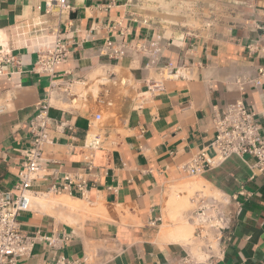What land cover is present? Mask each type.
<instances>
[{
	"label": "crops",
	"instance_id": "obj_1",
	"mask_svg": "<svg viewBox=\"0 0 264 264\" xmlns=\"http://www.w3.org/2000/svg\"><path fill=\"white\" fill-rule=\"evenodd\" d=\"M48 1L0 0V47L12 48L14 58L0 77L6 107L0 115V187L16 194L30 123L38 103L52 95L53 143L30 189L31 210L18 220L26 234L69 241L60 249L40 242L17 264H50L58 257L87 264H182L190 248L181 237L193 224L176 223L181 207L171 188L192 178L183 167L209 146L216 118L234 103L255 112L264 137V0H66L71 9L60 17L59 30L67 54L56 68L54 92L49 75L36 69L34 43L14 45L21 27L44 19ZM122 44L124 56L111 58L110 49ZM152 44L156 58L141 50L152 51ZM98 71L106 78L95 99L58 96L94 83ZM99 113L111 117L96 123ZM92 132L104 143L89 165L81 147ZM254 164L252 156H233L196 177L231 199L233 224L213 264H264V172ZM68 175L86 182L82 191L78 182L61 189ZM50 195L68 208L43 204Z\"/></svg>",
	"mask_w": 264,
	"mask_h": 264
},
{
	"label": "built area",
	"instance_id": "obj_2",
	"mask_svg": "<svg viewBox=\"0 0 264 264\" xmlns=\"http://www.w3.org/2000/svg\"><path fill=\"white\" fill-rule=\"evenodd\" d=\"M70 9L66 0H50L46 2L42 12L44 19H39L31 26L21 27L14 34L15 46L26 47L34 43V50L38 55L36 69L39 73L49 75L53 92L57 85L55 82L56 68L64 61L67 54L59 30L60 17ZM38 10L41 12L40 7ZM51 18H57V22L52 24ZM209 20L207 27H214V19ZM150 48L152 51L142 46L141 50L156 58L158 54L156 44H152ZM125 51V45H118L110 49L109 56L117 59L124 56ZM13 63L12 48L8 50L0 47V77L4 76L3 66ZM153 88L160 91L163 90V85L155 84ZM153 88L149 90L154 91ZM71 94L72 89L70 88L63 91L64 96ZM98 102L101 105L111 106L109 100L105 98L98 99ZM53 107L52 95L38 103L36 116L30 123L29 146L22 151L21 170L17 174V181L13 187L16 194L13 196L12 193L3 191L0 187V264H17L20 259L31 257L34 247L40 242H47L52 248L60 249L69 241L65 236L62 238L46 237L39 232L33 235L26 234L22 231L18 220L22 213L31 210L30 189L33 183L41 177L44 150L53 143L54 121L50 116ZM5 111V105L0 103V115ZM254 118L255 112L243 102L226 107L215 120L214 139L206 149L191 157L183 167L184 172L191 177H197L221 166L233 156L244 157L246 155L255 158L253 167L255 170L264 172V137ZM101 120L102 113H99L95 116V122L99 123ZM103 143V137L99 133H87L81 147L83 160L93 165L96 153L103 147ZM74 182H78L77 185L81 191L86 185L81 177L68 175L63 179L61 189H68ZM52 190L56 193L60 192L56 186H53ZM230 201L231 199L222 193L205 195L203 192H197L191 198L193 209L187 218L194 226V233L187 247L192 250L184 257L182 264H213L219 258L223 252L222 243L225 234L233 224V218L227 212ZM50 264H87V261L81 263L78 260L71 261L58 257Z\"/></svg>",
	"mask_w": 264,
	"mask_h": 264
},
{
	"label": "rangeland",
	"instance_id": "obj_3",
	"mask_svg": "<svg viewBox=\"0 0 264 264\" xmlns=\"http://www.w3.org/2000/svg\"><path fill=\"white\" fill-rule=\"evenodd\" d=\"M116 73H118L117 70H116ZM94 76H96V77L98 76L96 79L93 80L94 83H89V85H87V86L86 85L76 86V87H74L72 89V93L73 94H78V96H85L87 94H90L95 99L97 97V93L100 91L99 88H98V85H99L100 81L103 78H106L105 77L106 75L104 73L98 71L96 74H94ZM113 84H114L113 82H108V85H109L110 88L114 87ZM95 89H97L96 90L97 92H95ZM58 96L61 97V99H62V97L64 95L62 93V94H58ZM73 106L74 107H79L80 104L77 101V103H75ZM57 107H62L64 109L67 108V106H63V104H60V106H57ZM102 115H103V120H102L101 124L105 123L111 117V115H108V114H105V113H102ZM191 181H193L194 183H198L199 186L196 187V188H193V189L186 188L185 184L193 183ZM197 192H203L205 195H218L219 194V192H217L215 189H213L211 186L207 185L206 183H200L199 180L196 177H192L191 179H189V180H187L185 182H182L180 184L174 185V187L171 188V193H172V196H173V200L176 202V204L180 205V207H181L180 214L175 219V221L178 224V226L188 225V223H191L187 219L186 213L192 211L193 205L191 204V198ZM180 195H182V196L185 195L186 196V200L184 198L180 199L179 198ZM50 198H52V199H60V198H57L55 195H50V196L45 197L46 200H49ZM182 201H185L184 202L185 204H182V205H184L183 207L181 205ZM73 208H75V207H73ZM189 231L190 232L188 233V235L185 236V238H184V242L185 243H188V241L193 237V233H194V226L193 225L190 226Z\"/></svg>",
	"mask_w": 264,
	"mask_h": 264
},
{
	"label": "bare ground",
	"instance_id": "obj_4",
	"mask_svg": "<svg viewBox=\"0 0 264 264\" xmlns=\"http://www.w3.org/2000/svg\"><path fill=\"white\" fill-rule=\"evenodd\" d=\"M186 181V180H185ZM191 182H193V181H191ZM199 182L200 183H204L203 181H200L199 180ZM199 186V184L198 183H190V184H185V187L186 188H188V189H193V188H196V187H198ZM180 197V199H181V196H179ZM65 199V198H64ZM69 199V198H68ZM184 199L186 200V196L184 197ZM183 199V200H184ZM62 201H63V199H61ZM42 201V203L43 204H45L46 206H50L51 208L54 206V208H55V206H60V207H66V206H64V204H65V202H64V204H62V203H60V202H58V200H55V199H52V198H50L49 200H41ZM71 202V201H70ZM185 201H182V203L183 204H185L184 203ZM67 204V203H66ZM182 205V204H181ZM53 208V209H54ZM66 208H68V206L66 207ZM96 210V209H95ZM188 225H190V223L188 224ZM187 229V228H186ZM183 231H184V227H180L178 230H177V234L176 235H178V236H181L182 234H183ZM186 233H187V231H186ZM188 234V233H187ZM183 236H185V235H183ZM182 236V237H183ZM181 237V239H184V238H182ZM176 238V237H175ZM178 239V238H177ZM191 250V249H190Z\"/></svg>",
	"mask_w": 264,
	"mask_h": 264
}]
</instances>
